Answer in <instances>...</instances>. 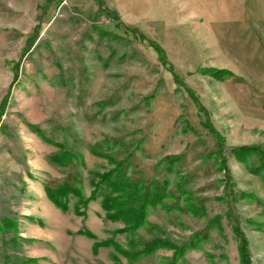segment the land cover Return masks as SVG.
Listing matches in <instances>:
<instances>
[{
  "label": "rangeland",
  "instance_id": "374dc122",
  "mask_svg": "<svg viewBox=\"0 0 264 264\" xmlns=\"http://www.w3.org/2000/svg\"><path fill=\"white\" fill-rule=\"evenodd\" d=\"M243 146L264 151V0H0V264H170L159 234L197 235L186 264H243V238L264 264Z\"/></svg>",
  "mask_w": 264,
  "mask_h": 264
},
{
  "label": "trees",
  "instance_id": "16d2710c",
  "mask_svg": "<svg viewBox=\"0 0 264 264\" xmlns=\"http://www.w3.org/2000/svg\"><path fill=\"white\" fill-rule=\"evenodd\" d=\"M112 18L115 20L116 17L112 14ZM121 26V25H120ZM134 32V34L144 40H147L151 46L160 53L161 60L164 61L165 58L163 57V50L156 44L154 41L148 40L144 35H142L139 31L131 30ZM219 153L222 154L223 152V146L221 144V141L219 143ZM235 154L246 164L248 162V158L256 156L258 160L259 166L257 168H254L252 171L259 176H261L262 181L264 183V151L260 149L258 146H243L239 147L235 150ZM118 169H114L111 172H108L104 175L103 180L106 181V184L108 187L111 188L113 192L120 193L121 204L119 205L126 208L127 210L122 212V214L129 215L130 217H133L135 215L139 216V222L141 224L142 220L145 218L146 215V205L144 204L143 199V192L140 190L139 183H130L128 179H121L119 177L118 180H115L113 177L117 174ZM69 189L66 187L62 188L60 190V193H56V191L48 189V196L51 199V201L59 208L66 209V204L61 200L62 195L67 194ZM113 201H117V199L112 198ZM134 215V216H133ZM138 222V223H139ZM195 235L193 238H190L184 245L179 246L176 242L171 241L170 239H167L163 237L162 235H157L153 242L145 247V252H154L161 248H170L175 251L174 258L170 264H186L185 261L180 262V259L184 254L190 250H194L199 248V240L196 239ZM241 257L243 264H252L251 260L249 258V251L247 248V243L245 238L241 241Z\"/></svg>",
  "mask_w": 264,
  "mask_h": 264
}]
</instances>
